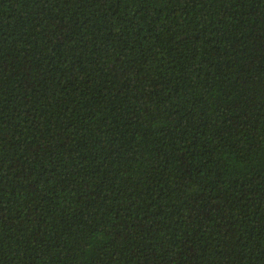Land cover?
I'll return each instance as SVG.
<instances>
[{"label": "trees", "instance_id": "1", "mask_svg": "<svg viewBox=\"0 0 264 264\" xmlns=\"http://www.w3.org/2000/svg\"><path fill=\"white\" fill-rule=\"evenodd\" d=\"M0 264H264V0H0Z\"/></svg>", "mask_w": 264, "mask_h": 264}]
</instances>
